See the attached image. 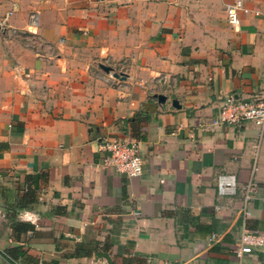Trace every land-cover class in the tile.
<instances>
[{"label": "crops", "instance_id": "crops-1", "mask_svg": "<svg viewBox=\"0 0 264 264\" xmlns=\"http://www.w3.org/2000/svg\"><path fill=\"white\" fill-rule=\"evenodd\" d=\"M232 1L2 2L20 34L0 33V264H264V248L233 254L242 218L215 210L219 172L252 176L246 227L264 232V136L256 150L252 122H209L264 93V0L238 28ZM126 138L138 177L102 165L101 141Z\"/></svg>", "mask_w": 264, "mask_h": 264}, {"label": "built area", "instance_id": "built-area-1", "mask_svg": "<svg viewBox=\"0 0 264 264\" xmlns=\"http://www.w3.org/2000/svg\"><path fill=\"white\" fill-rule=\"evenodd\" d=\"M4 0H0V6ZM16 11L15 7L6 10L0 15V33L11 30V34H20L9 25V19ZM252 12L246 0H233L225 6L227 23L233 28L240 25V13ZM255 14L260 11L254 10ZM26 39L32 41V37L26 34ZM104 64V63H103ZM123 62H105L116 72H125L127 68ZM111 75V74H110ZM112 76V75H111ZM212 127L219 126H239L245 122H252L258 129V139L255 145L256 150L264 136V93L258 98L239 99L233 96L224 97L218 106L217 115L210 119ZM100 149L104 152L102 165L123 173L133 178L138 177L143 172V158L140 153L138 141L133 138L123 140H103ZM216 199H229L228 203L215 205L216 211H223L229 207L240 214L242 227L239 235L232 245L233 254L240 260L243 256L253 253L255 250L264 248V232L250 230L246 227V220L251 216V204L259 198V188L251 176L241 187L238 186L237 177L233 173L219 172L215 179ZM138 215V212H135ZM216 233H212L210 240L217 238Z\"/></svg>", "mask_w": 264, "mask_h": 264}, {"label": "water", "instance_id": "water-1", "mask_svg": "<svg viewBox=\"0 0 264 264\" xmlns=\"http://www.w3.org/2000/svg\"><path fill=\"white\" fill-rule=\"evenodd\" d=\"M104 72L111 74L113 77L118 79H125L127 77V74L125 72H116L111 66L105 65L103 63H99L98 65ZM157 97V100L159 102H164L166 100V96L164 94L158 93L155 95ZM172 105L179 107V104L177 100H172Z\"/></svg>", "mask_w": 264, "mask_h": 264}, {"label": "trees", "instance_id": "trees-1", "mask_svg": "<svg viewBox=\"0 0 264 264\" xmlns=\"http://www.w3.org/2000/svg\"><path fill=\"white\" fill-rule=\"evenodd\" d=\"M6 146H7L6 143L0 142V149L5 148Z\"/></svg>", "mask_w": 264, "mask_h": 264}]
</instances>
